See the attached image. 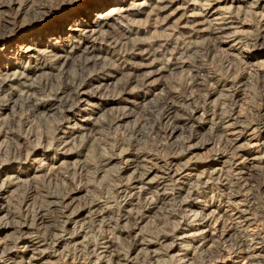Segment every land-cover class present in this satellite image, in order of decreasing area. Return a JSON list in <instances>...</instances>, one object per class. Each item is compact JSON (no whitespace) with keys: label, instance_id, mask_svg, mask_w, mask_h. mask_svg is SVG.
I'll return each mask as SVG.
<instances>
[{"label":"rangeland","instance_id":"374dc122","mask_svg":"<svg viewBox=\"0 0 264 264\" xmlns=\"http://www.w3.org/2000/svg\"><path fill=\"white\" fill-rule=\"evenodd\" d=\"M120 3L101 33L83 32L84 12ZM206 15L232 32L212 36L215 19L196 24ZM263 15L264 0H0V73L16 76L0 87V243L12 250L0 264H245L223 230L264 264ZM33 44L46 51L27 55ZM66 50L73 60L52 56ZM228 121L245 181L223 157ZM132 157L189 166L128 198ZM61 211L75 214L64 223ZM23 223L40 238L25 251ZM204 235L222 252L212 263Z\"/></svg>","mask_w":264,"mask_h":264},{"label":"bare ground","instance_id":"6f19581e","mask_svg":"<svg viewBox=\"0 0 264 264\" xmlns=\"http://www.w3.org/2000/svg\"><path fill=\"white\" fill-rule=\"evenodd\" d=\"M118 1H120V0H113V3L114 2H118ZM173 1V0H172ZM160 2V1H159ZM121 5H123V4H119L118 6H114V7H112L111 9H109V10H107V11H102V12H98L97 14H94L93 13V11H86V12H84V15L86 16V17H94V19H93V21L90 23V28H87V29H85V30H83V32L84 33H87V35H89V34H94V33H96V32H100L101 33V31H100V28H101V26L103 25V24H105L109 19H113V17L114 16H116V15H118L119 13H122V12H124L125 10H127V9H125V8H123V6H121ZM129 6H131V7H134V6H136V5H139V6H141V5H144V2H142V4H141V2L140 3H137V1L136 2H134V1H132L131 3H129L128 4ZM253 5V4H252ZM242 6V5H241ZM142 7V6H141ZM218 7V6H217ZM138 9V8H137ZM136 9V10H137ZM217 9V8H216ZM221 9V8H220ZM139 10V9H138ZM137 10V11H138ZM141 10V9H140ZM214 11V10H213ZM218 12V11H217ZM172 13V12H171ZM218 16V15H217ZM227 17V16H226ZM226 17H224V18H226ZM262 17H264V15L262 16ZM223 17H213V18H211V15H209V16H205L204 18H203V20L202 21H197V25L198 26H201L202 27V25L204 26V24L205 23H209V22H213L212 20L213 19H215L217 22L216 23H214V25L212 24V23H210L209 25H213V26H215V25H218V26H215L214 28H210L209 27V25L208 26H206V29H207V27H209L210 29L209 30H211V34H212V36H214V37H216L217 38V36H216V34L219 36V35H222L223 33H225V32H227V30H229L230 28H232L233 26L231 25V23H230V21H226L225 19H224ZM230 18V17H229ZM65 20V18H63V19H61L60 21H58V22H63ZM227 20H230V19H227ZM232 20V19H231ZM232 21H234V19L232 20ZM175 22V21H174ZM241 23V22H240ZM261 23H263V22H261ZM186 25V24H185ZM184 25V26H185ZM190 25V24H189ZM195 24H193V26H194ZM197 26V27H198ZM238 26V25H237ZM263 26V25H262ZM60 27V26H59ZM200 27V28H201ZM206 29H203V30H206ZM102 30V29H101ZM200 30H202V29H200ZM236 30H238V29H236ZM236 30H233L234 32L236 31ZM240 30V29H239ZM242 30V29H241ZM230 32H232V30H229ZM243 31V30H242ZM264 31V30H263ZM237 32H239V31H237ZM244 32V31H243ZM242 32V33H243ZM236 33V32H235ZM228 34L230 35V33L228 32ZM209 35V34H208ZM228 35V36H229ZM210 36V35H209ZM221 37V36H220ZM223 37V36H222ZM261 37H263L264 38V33H263V35L261 36ZM89 38V37H88ZM225 38V37H224ZM221 39V38H220ZM222 40V39H221ZM217 41V40H216ZM44 46V45H43ZM37 46L35 45V44H33V46H26V47H24L25 48V53H27V55L28 54H30V53H32L33 51L35 52V51H39V50H41V49H43V50H41V51H46V48H41V49H37L36 48ZM85 47H87V45L85 46ZM234 47V46H233ZM84 48V47H83ZM82 49V48H81ZM86 50H87V48H85ZM84 49V50H85ZM71 50V49H70ZM65 51V53H68V54H60V55H52L56 60H59V59H63L65 62H68L69 60H73V58L74 57H72V56H69V53L71 52V51ZM82 51H83V49H82ZM63 53V52H62ZM84 55H85V53H84ZM87 55V54H86ZM149 55V54H148ZM86 57V56H85ZM87 58V57H86ZM96 59V58H95ZM95 63V62H94ZM180 65V64H179ZM3 70V69H2ZM41 72H42V70H41ZM3 73H5V74H3ZM16 75V74H15ZM33 75V74H32ZM9 76H11V75H8V72H6V70L5 71H2L1 73H0V87L1 86H3L4 84H7V83H10L11 82V80L12 79H15L16 78V76H14V77H9ZM19 76V75H18ZM19 81V80H18ZM23 81V80H22ZM24 82V81H23ZM78 91V90H77ZM81 92V91H80ZM75 93H78V92H75ZM86 92H82L81 93V95H84ZM88 93V92H87ZM90 96V95H89ZM83 98V97H82ZM81 98V99H82ZM78 101H80V100H78ZM71 102V101H70ZM70 106V105H69ZM68 107V106H67ZM74 107H76L75 105H73V106H70L69 107V110L70 109H73ZM236 121V120H235ZM229 122V121H228ZM232 122V121H231ZM231 122H229L228 124H225L224 125V130H223V132H224V136H226L227 137V139H228V149L229 150H225V151H228V155H223V157H226V156H228V160H226L227 162H231V164H234L235 166H236V168H240V171L238 172V174H240V180H244V179H246L247 180V175L249 174V172H248V170H250L251 169V167L252 166H247V165H245V168H247V170H243V168L241 167L242 165H243V162H242V160H244V159H242V156H243V154H244V152H245V147H244V145H242L241 143H238V140H239V138H240V133H241V128H239V126H236L235 125V123H231ZM260 122V121H259ZM226 123V122H225ZM239 123V122H238ZM259 124V123H258ZM223 125V124H222ZM247 125H248V123H247ZM264 124H259L258 126H260V128H262V129H264V126H263ZM252 126V125H251ZM254 127V126H253ZM176 128V127H175ZM244 128V127H243ZM222 130V129H221ZM243 133V132H242ZM244 135H245V133H244ZM242 136H243V134H242ZM250 136V135H249ZM252 138V137H251ZM260 138V137H259ZM241 139V138H240ZM250 139V138H249ZM262 139V138H261ZM258 140V139H257ZM256 142V141H255ZM227 143V142H226ZM262 144H264V141H263V143ZM196 145V144H195ZM251 145V144H250ZM258 147V146H257ZM202 148V147H201ZM226 148H227V146H226ZM262 150V149H261ZM260 150V151H261ZM224 153V152H223ZM227 154V153H226ZM172 155V154H171ZM263 154H261V156H262ZM180 156V155H179ZM133 158V157H132ZM252 159H254V157H252V158H250V160H252ZM218 160V159H217ZM226 161H222V162H226ZM245 161V160H244ZM124 163L126 164L125 166H127V167H129L130 165H133L134 164V166L136 167V171H134V172H136V174L133 176V178H131V180H130V183H129V185H131L130 187H128V190L126 191L125 190V193L127 192V194H125V196L126 197H128V198H133L135 195H137L136 193H137V190L135 191V189L136 188H138V191L139 190H143V189H146V188H144V184H155V183H165L166 181H173L174 182V180L175 181H178L179 179H181V178H183V177H185V174H184V172L188 169V166H189V164H188V162H186V163H179L178 162V160L176 159V161L174 162H170V163H168V164H170V165H168V167H163V166H155V165H153V164H150V165H141V163L139 162V160L138 159H126L125 161H124ZM144 163V162H143ZM142 163V164H143ZM145 163H147L146 161H145ZM165 163H167V162H165ZM242 164V165H241ZM245 164V163H244ZM252 164V163H251ZM186 165H188V166H186ZM167 166V165H166ZM242 168V169H241ZM138 169V170H137ZM213 172V171H212ZM220 172V171H219ZM223 174V173H222ZM221 174V175H222ZM212 175V174H211ZM250 178V177H249ZM239 180V179H238ZM245 181V180H244ZM165 184H167V183H165ZM168 185V184H167ZM166 185V186H167ZM181 188V187H180ZM166 189V188H165ZM140 193V192H139ZM176 194L178 195V196H180V192L177 190L176 191ZM140 195V194H139ZM190 195H191V192H189V191H187V195L185 196V197H183L181 200V204H183V205H188V204H190ZM155 196H156V193H155ZM163 197V196H162ZM157 198V197H156ZM53 200V199H52ZM154 201V200H153ZM249 203V202H248ZM48 206H52L51 208L52 209H56V208H54V207H56V204L55 203H50L49 202V204H48ZM83 206H85V205H83ZM91 206V205H90ZM47 207V206H46ZM43 208V207H42ZM89 208V207H88ZM91 208H93V207H91ZM43 209H46V208H43ZM43 209H38L39 210V213L37 212V214H40V215H38L36 218V221H38L37 223H38V225H40V224H42V223H44L45 222V220L47 219V217L45 216V212H44V210ZM71 209V208H70ZM74 209V208H73ZM85 209H87L86 207H85ZM47 210H49V209H47ZM47 210H45V211H47ZM79 210V209H78ZM62 212V211H61ZM76 212V214H78V212H81V210H79V211H75ZM75 212L73 211V212H71V213H69V214H67V213H65V212H62V221H64V223H66L71 217H72V215L73 214H75ZM99 214V213H98ZM96 215V214H95ZM16 223V222H15ZM82 225V224H81ZM224 225H227L226 223H224ZM229 226V225H228ZM227 226V227H228ZM21 227H23V232L21 233L22 235H23V237H22V239H21V241H23L22 243H23V246H21L22 248H24L23 249V251H25V250H29V246L31 245V244H39L40 243V238H39V235H38V233L36 232V231H33V230H31L32 229V225H29V224H26V223H23L22 225H21ZM229 228V227H228ZM21 230V229H20ZM31 230V231H30ZM231 229L229 228V231H230ZM224 231V232H223ZM222 232H221V234H220V239L219 240H222V239H224V241L226 242V241H231L230 242V244L229 245H231V246H234V247H236V250H238V251H236L237 253H242L243 255H245L244 257H243V259L245 260V264H255L254 263V261H255V259H257L256 257H255V255L254 256H252L251 254H250V250L249 249H244V245H245V239L242 237V235H240V233L239 234H237V235H233V236H229V237H226V235H227V233H228V231H226V230H223ZM70 237H72V236H70ZM63 238V237H62ZM202 239H203V242L201 243V246H208V249H207V251H206V256L208 257V263H212V261H213V259L214 258H216V257H218V256H221L220 255V253H222L220 250V248L217 246V245H215V244H213V245H207V242L210 240V239H208L207 238V236H203L202 237ZM11 240V239H10ZM149 242V241H148ZM9 243H11V241L9 242H3V243H0V261H4V260H7V259H10L11 257H12V250H11V248L9 247ZM260 243V242H259ZM263 243V242H262ZM243 247V248H242ZM223 250V249H222ZM234 250V249H233ZM34 254H32L31 256H30V258L32 259V261H39V260H41V254L39 253V254H35V251L34 250H31ZM234 251V252H235ZM111 254V253H110ZM234 254V253H233ZM237 255V254H236ZM8 261V260H7ZM259 262V261H258ZM4 263H5V261H4ZM33 263V262H32ZM94 263H95V261H94ZM257 263V262H256ZM113 264H127L126 262H118V261H116V262H114Z\"/></svg>","mask_w":264,"mask_h":264}]
</instances>
